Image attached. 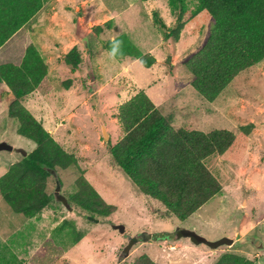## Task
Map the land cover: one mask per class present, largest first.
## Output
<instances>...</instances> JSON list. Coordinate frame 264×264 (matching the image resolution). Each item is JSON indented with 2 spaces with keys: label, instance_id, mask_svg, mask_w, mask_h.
I'll list each match as a JSON object with an SVG mask.
<instances>
[{
  "label": "rangeland",
  "instance_id": "rangeland-1",
  "mask_svg": "<svg viewBox=\"0 0 264 264\" xmlns=\"http://www.w3.org/2000/svg\"><path fill=\"white\" fill-rule=\"evenodd\" d=\"M41 4L16 37L26 42L35 34L42 53L52 49L55 54L41 57L45 75L20 103L46 131L50 130L46 119L53 121L57 131L55 139L51 137L75 166L48 170V203L30 220L11 211L0 195V238L5 237L0 264H132L140 254L166 264H206L223 251L264 264V57L240 70L206 101L191 88L184 65L211 28L204 10L190 15L192 1L183 2L179 19V5L170 7L167 0ZM121 34L140 54L153 49L149 67L132 56L111 53L108 41ZM20 52L18 47L15 53L0 56V62L18 63ZM67 52L76 53L75 67L66 61ZM139 90L154 102L161 93L158 107L173 119L174 128L225 129L234 135L228 150L203 159L220 190L184 220L167 215L159 202L136 190L108 154V145L120 137L118 106ZM11 100L0 85V140L28 153L36 145L15 133L16 120L6 113ZM10 157L22 156L0 151V175L10 166ZM80 174L113 211L99 215L83 208L79 197L72 200ZM180 229L208 240L234 241L214 249L207 246L209 253L201 256L194 246L174 247L175 240L191 243L179 236Z\"/></svg>",
  "mask_w": 264,
  "mask_h": 264
},
{
  "label": "trees",
  "instance_id": "trees-1",
  "mask_svg": "<svg viewBox=\"0 0 264 264\" xmlns=\"http://www.w3.org/2000/svg\"><path fill=\"white\" fill-rule=\"evenodd\" d=\"M42 0H0V46L39 9ZM177 7V19L185 0H167ZM195 15L204 10L211 28L204 43L185 61L190 85L204 100H213L242 69L264 57V0H190ZM189 15V16H190ZM114 55L137 58L145 67L153 62L148 53L140 54L121 34L108 41ZM115 49V52L113 51ZM76 54V53H75ZM67 52L71 67L76 55ZM45 64L37 50L28 44L17 64L0 63V82L11 95L6 113L16 120V133L36 145L0 175V195L11 211L30 218L48 203L45 181L54 167L75 166L40 123L20 103L45 75ZM117 122L123 136L108 145L112 164L144 195L157 200L167 215L184 220L220 190L203 159L228 150L234 135L225 129L201 132L174 128L170 116L163 114L141 90L119 104ZM74 200L99 215L113 211L80 174L74 181ZM97 207L98 210H95ZM132 264H156L140 254ZM211 264H252L249 258L222 253Z\"/></svg>",
  "mask_w": 264,
  "mask_h": 264
},
{
  "label": "crops",
  "instance_id": "crops-1",
  "mask_svg": "<svg viewBox=\"0 0 264 264\" xmlns=\"http://www.w3.org/2000/svg\"><path fill=\"white\" fill-rule=\"evenodd\" d=\"M42 5V4H41ZM42 7V6H41ZM40 7V8H41ZM40 10V9H39ZM39 10L36 12V14L39 12ZM36 14H34L32 17H34ZM31 17V18H32ZM30 18V19H31ZM29 19V20H30ZM29 20H28V22H29ZM21 31H25V28H24V25H22L18 30H16L13 34H12V36H10V38H8V40H6V42L2 45V46H0V56L1 57H5V56H7V55H9V54H11V53H15L17 50H18V47H20V56H19V60H20V58H21V56H22V54H23V50H24V48L26 47V45H28V44H31L32 46H34L35 48H36V50L38 51V53L40 54V56L42 57V58H44V56L46 57V58H50L53 54H55V51L54 50H48L46 53H45V55L42 53V46H41V43L38 41V37H36L35 36V34H33L32 35V37L31 38H29V40L28 41H24V39L23 38H19L18 39V37H16L18 34H21L20 32ZM30 34V33H29ZM31 35V34H30ZM21 36H23V35H21ZM33 36H35V38L33 39ZM24 38H25V36H24ZM28 38V37H27ZM153 49H150V50H148V52L147 53H149L150 55L151 54H153ZM176 52H174V53H172L171 54V56H173V54H175ZM152 56V55H151ZM153 56H155V55H153ZM170 56V55H169ZM175 57H176V55H175ZM154 58V57H153ZM3 62H10V61H3ZM3 62H0V63H3ZM19 62V61H18ZM45 63V62H44ZM15 64H17V63H15ZM191 81V80H190ZM0 85H2V86H4V88L8 91V89H7V87L3 84V83H1L0 82ZM191 86V85H190ZM192 88V87H191ZM193 89V88H192ZM9 92V91H8ZM34 92V91H33ZM32 92V93H33ZM10 93V92H9ZM31 94V93H30ZM160 94L161 93H158L157 95H155V96H157L158 97V100H156L155 102L154 101H152L153 102V104L155 105V106H159V103H160V100H161V96H160ZM197 94V93H196ZM25 96H27V94L26 95H24L22 98H24ZM22 100H24V102L27 100V98H25V99H22ZM20 102H21V99H20ZM159 108V107H158ZM161 111V110H160ZM36 120H38L39 121V119H36ZM47 121V128L48 129H50V130H48V132H49V134L54 138V135L56 134V131H57V127H54L53 126V121H51V122H48V120L49 119H46ZM9 123H11V122H13L12 121V119H8L7 120ZM173 119H172V124H173ZM120 128V127H119ZM182 128H188V127H182ZM190 129V128H189ZM121 130V129H120ZM15 133H16V127H15ZM17 134V133H16ZM17 136H20V135H18L17 134ZM123 136V132L122 131H120V137L117 139V140H119L121 137ZM20 137H22V136H20ZM22 138H24V137H22ZM2 139H4V138H2ZM25 139V138H24ZM55 139V138H54ZM117 140H115V141H117ZM114 141V142H115ZM20 147H25V146H23V144L22 143H19L18 144ZM26 149V148H25ZM12 153H16V152H12ZM18 159L16 158V157H10V159L8 160V163H9V165L11 164V163H13L14 161H17ZM151 198V197H150ZM153 199V198H152ZM155 200V199H154ZM157 201V200H156ZM158 202V201H157ZM199 208V207H198ZM197 208V209H198ZM195 212V211H194ZM193 212V213H194ZM192 213V214H193ZM172 217V216H171ZM174 217V216H173ZM189 217V216H188ZM186 219V218H185ZM28 220H30V218L28 219ZM178 220V219H177ZM16 230V228H14V230L13 231H15ZM14 233V232H13ZM185 238H187V237H185ZM189 239V238H188ZM239 239V238H238ZM3 240H5V237L4 238H0V244L3 242ZM234 241V239H232V242ZM191 242V241H190ZM173 244H174V247H177V246H179V247H184L185 249L186 248H189V246H194V248H198L197 250H198V252H200V254H201V256H203V255H205V254H208L209 253V250H208V247L206 246V245H204V244H194V243H188V241H186V240H184V241H179V240H175L174 242H173ZM229 246V245H228ZM238 251H240V250H238ZM154 252V251H153ZM223 253H224V251H223ZM238 253V252H237ZM220 254H222V252L220 253ZM219 254V255H220ZM218 255V256H219ZM239 255V254H238ZM241 255V254H240ZM217 256V257H218ZM217 257L215 258L214 257V259H213V261L212 262H214L216 259H217ZM157 264H166V262H164V261H162V260H159V259H157V261H155ZM195 261H193L192 262V264H197L196 262L194 263ZM212 262H210V263H206V264H211ZM169 264V263H168Z\"/></svg>",
  "mask_w": 264,
  "mask_h": 264
},
{
  "label": "water",
  "instance_id": "water-1",
  "mask_svg": "<svg viewBox=\"0 0 264 264\" xmlns=\"http://www.w3.org/2000/svg\"><path fill=\"white\" fill-rule=\"evenodd\" d=\"M101 136H102L103 141L107 139V134L104 131L103 126H101ZM0 151L16 152V153H19L22 157H24L27 154L25 150L18 148V147H13L5 140H0ZM87 218L93 221H96V219L92 217H87ZM118 229L119 231H123L121 226H119ZM178 233L180 237H187L194 244L201 243V244L208 246L211 249H214L215 247L222 245V244L230 245L232 243V239H229L226 237H221L215 240H208L205 237L195 233L192 230H188V229H180Z\"/></svg>",
  "mask_w": 264,
  "mask_h": 264
},
{
  "label": "clouds",
  "instance_id": "clouds-1",
  "mask_svg": "<svg viewBox=\"0 0 264 264\" xmlns=\"http://www.w3.org/2000/svg\"><path fill=\"white\" fill-rule=\"evenodd\" d=\"M113 51L115 52V49H113Z\"/></svg>",
  "mask_w": 264,
  "mask_h": 264
}]
</instances>
